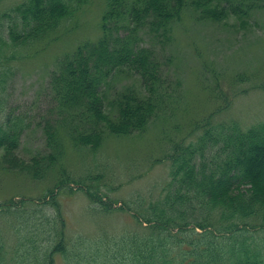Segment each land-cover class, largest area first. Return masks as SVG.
Segmentation results:
<instances>
[{"label": "trees", "instance_id": "1", "mask_svg": "<svg viewBox=\"0 0 264 264\" xmlns=\"http://www.w3.org/2000/svg\"><path fill=\"white\" fill-rule=\"evenodd\" d=\"M91 1L22 0L0 13V170L36 181L51 174L55 188H65L73 182L63 165L68 149L95 153L108 136L141 133L166 112L171 96L145 36L167 39L187 12L220 21L222 14L243 18L264 8L261 0H103L98 38L56 61L47 86L50 108L34 123L8 104L16 63ZM212 2L224 8L209 9ZM124 73L138 78L144 94L131 88L115 93L106 111L109 84ZM200 127L194 142L175 143L165 156L170 180L157 202L132 214L143 234L102 241L79 236L69 248L48 190L47 203H0V264H55L57 257L66 264H264V121L242 129L237 122L206 120ZM33 128L41 130L44 149L24 160L18 150ZM82 190L96 202L95 193Z\"/></svg>", "mask_w": 264, "mask_h": 264}, {"label": "rangeland", "instance_id": "2", "mask_svg": "<svg viewBox=\"0 0 264 264\" xmlns=\"http://www.w3.org/2000/svg\"><path fill=\"white\" fill-rule=\"evenodd\" d=\"M20 1L0 0V13ZM208 7L216 11L224 8L213 2ZM103 10V0H92L52 38L29 47L16 63L9 106L27 112L34 123L46 115L50 108L49 72L64 54L98 38ZM220 18L197 20L187 12L173 24L167 39L145 36L143 44L156 52L171 102L143 132L108 136L95 153L68 149L63 165L73 182L65 188H55L51 174L36 181L2 169L0 203H47L50 199L43 198L44 194L53 190L50 202L56 204L64 222L69 248L71 240L79 236L102 241L125 233L143 234L144 228L132 214H142L146 203H156L164 193L170 180V162L165 156L172 145L194 142L206 120L212 125L237 122L242 129L264 121V8H253L243 18L229 13ZM127 88L144 94L134 74H121L109 84L106 111L113 95ZM43 149L41 130L33 128L23 135L18 155L29 160ZM80 188L95 193L96 202ZM92 203H111V208L98 210ZM135 203L144 206L138 210ZM52 208L46 206L53 213ZM2 228L12 239L8 228ZM55 261L66 264L60 257Z\"/></svg>", "mask_w": 264, "mask_h": 264}]
</instances>
